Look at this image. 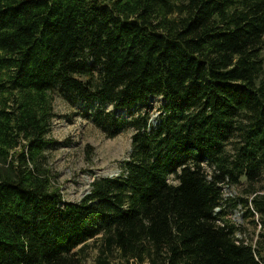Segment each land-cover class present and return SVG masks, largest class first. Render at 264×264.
<instances>
[{"label":"trees","instance_id":"1","mask_svg":"<svg viewBox=\"0 0 264 264\" xmlns=\"http://www.w3.org/2000/svg\"><path fill=\"white\" fill-rule=\"evenodd\" d=\"M54 93L166 103L156 124L95 113L136 133L80 203L45 169ZM225 186L255 244L216 213ZM90 241L139 264H264V0H0V264H81Z\"/></svg>","mask_w":264,"mask_h":264},{"label":"rangeland","instance_id":"2","mask_svg":"<svg viewBox=\"0 0 264 264\" xmlns=\"http://www.w3.org/2000/svg\"><path fill=\"white\" fill-rule=\"evenodd\" d=\"M52 99L54 117L47 139L54 145L46 150L45 169L50 172L52 186L60 189L65 201L72 203H80L96 179L119 176L132 150L135 129L128 127L117 137L109 138L95 123V113H111L130 122L149 112L152 119L159 120L166 105L161 97H153L147 107L128 112L114 111L111 105L85 104L78 98L67 100L57 93L52 94ZM241 191L225 186L224 199L227 202L216 213L240 228L236 234L238 239L255 244L261 231L259 217L255 218L256 227L244 210L236 209V199L243 197ZM79 257L81 264H139L123 258L118 252L102 255L100 241H90Z\"/></svg>","mask_w":264,"mask_h":264},{"label":"water","instance_id":"3","mask_svg":"<svg viewBox=\"0 0 264 264\" xmlns=\"http://www.w3.org/2000/svg\"><path fill=\"white\" fill-rule=\"evenodd\" d=\"M152 122H153V124H156V121L155 120H153Z\"/></svg>","mask_w":264,"mask_h":264}]
</instances>
